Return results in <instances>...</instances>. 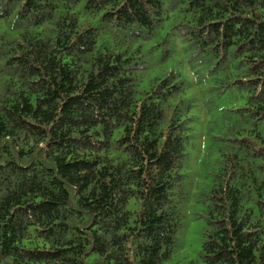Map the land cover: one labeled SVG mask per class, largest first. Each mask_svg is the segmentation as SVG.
<instances>
[{
    "label": "trees",
    "instance_id": "obj_1",
    "mask_svg": "<svg viewBox=\"0 0 264 264\" xmlns=\"http://www.w3.org/2000/svg\"><path fill=\"white\" fill-rule=\"evenodd\" d=\"M193 193L264 264V0H0V264H164Z\"/></svg>",
    "mask_w": 264,
    "mask_h": 264
},
{
    "label": "rangeland",
    "instance_id": "obj_2",
    "mask_svg": "<svg viewBox=\"0 0 264 264\" xmlns=\"http://www.w3.org/2000/svg\"><path fill=\"white\" fill-rule=\"evenodd\" d=\"M171 61L168 63L169 67L176 70H185V63L187 61L185 52L181 47L177 46V51L174 53ZM155 72V71H154ZM149 78L146 77L140 83L141 88L147 87ZM206 135L202 133L196 138L197 143L204 152L206 147ZM199 168V167H198ZM200 169V168H199ZM202 170V169H200ZM203 171H198L195 169L193 174L189 177L191 180L192 187L191 191L196 193L198 190L203 189V179H206V173L203 177ZM191 196L187 206H186V227L179 233L175 252L172 259L166 261L164 264H187L192 260H199L200 253L202 249V243L204 240V229L206 226V218L201 215L204 209V204L196 198L194 195Z\"/></svg>",
    "mask_w": 264,
    "mask_h": 264
}]
</instances>
